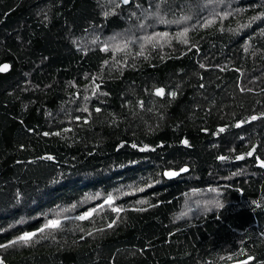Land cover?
<instances>
[{
	"label": "trees",
	"instance_id": "16d2710c",
	"mask_svg": "<svg viewBox=\"0 0 264 264\" xmlns=\"http://www.w3.org/2000/svg\"><path fill=\"white\" fill-rule=\"evenodd\" d=\"M156 4L0 0V64L10 65L0 72V243L76 205L47 239L0 249L6 264H264V168L256 159H264V118L235 126L264 111V0L160 4L179 24L149 17ZM253 16L260 19L249 23ZM208 19L215 23L204 27ZM185 27L188 45L173 39L138 55L144 36ZM125 40L133 41L125 52L102 50ZM253 146V156L235 159ZM183 165L188 172L163 175ZM109 193L125 209L118 220L108 205L99 209ZM188 193L218 196L224 206L173 223ZM92 208L90 220L63 219Z\"/></svg>",
	"mask_w": 264,
	"mask_h": 264
},
{
	"label": "snow or ice",
	"instance_id": "6c2138e0",
	"mask_svg": "<svg viewBox=\"0 0 264 264\" xmlns=\"http://www.w3.org/2000/svg\"><path fill=\"white\" fill-rule=\"evenodd\" d=\"M133 0H120V3L124 4V5H127L129 3H132ZM163 3H167V0H160V4H163ZM160 4H156V11H150V10H146L148 12V16L149 17H155L157 19V22L158 23H161V24H169V23H181L182 21L180 20H175V21H169L168 19H166L165 16H162L160 14ZM117 7H119V4L117 5ZM137 8H140L141 5L137 4L136 5ZM110 13L108 12H105L104 15L105 16H108ZM231 13H228V12H225L220 18L221 19H226ZM133 15H135V13H133ZM219 15V14H217ZM261 16H264V12L261 13ZM188 19H190V17H183V20L184 21H187ZM257 19H260V16H253L251 18V20L249 21V23H251L252 21H255ZM215 23V20L214 19H208L205 21L204 23V27H208L212 24ZM248 25H240L239 27L240 28H243V27H247ZM143 27V25H142ZM223 30V29H221ZM239 29H229V31H238ZM189 31L190 29L185 27L182 31H178L176 32L174 35L169 33V32H154L152 35H146L143 37V40H144V43H141L140 44V51L138 52V55H141L143 56L144 55V50H145V47L146 45H152L153 47H162L165 43L167 44H171L172 40L175 39L177 41H179L181 44H184V45H188L189 44V38H188V34H189ZM96 41H93V43H95ZM131 43H133V41H128V40H125L123 43H116V44H113L111 45V47L108 45V44H105L104 47H103V51L105 52H109V51H112V52H116V53H120V52H125L126 50L129 49ZM245 51H248V46L246 45L245 46ZM8 65L5 64L3 66H0V72H3V71H7L8 70ZM200 67H205V65L201 64ZM223 70V69H222ZM237 71H239L237 69ZM203 86V85H201ZM89 87H92L94 90H93V95H96L97 92L99 91V88L100 86L98 84H96L95 82V79H93V82L91 85H89ZM241 92H251L252 89L248 88H244V87H241L239 89ZM104 95H106V93H102ZM155 95L157 96H160V97H163L165 95V89L164 88H156L155 89ZM171 97L172 98H175L177 93L176 92H171L170 93ZM85 99H88V97H85ZM140 106L143 107V102H140ZM81 111L83 112H88V108L85 106L83 109H81ZM95 111L97 113H99L101 111V109L99 107L95 108ZM264 118V111H262L260 114L258 115H251L249 118L245 119V120H242L240 122H238L235 126L236 127H241L244 123H249L251 121H256V120H259V119H262ZM76 119H80V117H77ZM85 123H87L88 121L85 120L84 121ZM64 131H70V129H64ZM220 132H224L225 129L222 127L219 129ZM53 135H61V132H55V133H51ZM44 136H48L50 135L49 132H44L43 133ZM183 143L185 145H188L189 142L188 140H184ZM133 147H136V145H132ZM145 150H148L147 149V146H145L144 148H141V151H145ZM154 150V149H153ZM256 152V147L253 146L250 150H248L244 155H237L235 157V159L237 160H243L247 157H251L254 155V153ZM45 159H53V157L51 156H48V157H44ZM220 160H227L229 159V157H225V156H219L218 157ZM256 159L259 161V165L260 167L264 168V159H260L259 156L256 157ZM188 172V168L187 167H182L180 168L178 171H165L163 173V175L169 179H172V178H175L177 176H179L181 173H186ZM131 187V186H129ZM148 187H152V184H149ZM119 191V190H118ZM134 191H144V188H138V189H134L133 191L131 192H123L122 195H132L134 193ZM86 200H94V199H99V194H97L96 196H87L85 197ZM117 197L114 196L113 194L109 193L105 200H104V203L99 205V209H103L105 205H108V207L110 208V210L112 212H115L117 213V217L116 219L118 220L119 219V213L125 211V209L123 208H120V207H117V206H114L115 205V201H116ZM139 204H147L148 201L146 200H140L138 201ZM153 207H155L156 205H152ZM259 206V205H258ZM76 205H72L71 208H64L60 211H57L56 212V216L55 218L53 219H48L42 227H40L37 231L35 232H24L23 234L17 236L15 239L13 240H10L8 241L7 243H0V249H8L10 247H13L15 245H18V244H21V245H30V243L36 239L37 237H40V238H44V239H47V235H45L46 231L47 230H52V231H55V230H61L62 229V219L60 218L62 213H67V212H70V211H73L75 209ZM221 207H223L221 205ZM135 211H146L147 209L145 208H137V209H134ZM98 211L97 208H92L90 209L89 211H86L84 213H82L81 215H78V216H75V217H68V216H64L63 219L64 220H71V219H74V220H78V221H84V220H90L92 217H93V214L96 213ZM115 224V220L110 222L107 227L108 228H112ZM83 231V229H81ZM97 231H103V229H97ZM93 233L92 232H89L88 235H92ZM227 259L229 260H232L233 257L229 256ZM252 258L250 257L249 260H251ZM0 264H6V260L3 256H0ZM242 264H248V261H243Z\"/></svg>",
	"mask_w": 264,
	"mask_h": 264
},
{
	"label": "clouds",
	"instance_id": "9594fccd",
	"mask_svg": "<svg viewBox=\"0 0 264 264\" xmlns=\"http://www.w3.org/2000/svg\"><path fill=\"white\" fill-rule=\"evenodd\" d=\"M215 192V190H213ZM224 206L220 203L218 196L212 198H204L203 195L193 198L192 193H188L183 199L179 210L170 214V219L173 223L183 220L191 221L196 216H202L211 213L214 210Z\"/></svg>",
	"mask_w": 264,
	"mask_h": 264
},
{
	"label": "water",
	"instance_id": "95a60500",
	"mask_svg": "<svg viewBox=\"0 0 264 264\" xmlns=\"http://www.w3.org/2000/svg\"><path fill=\"white\" fill-rule=\"evenodd\" d=\"M130 4V3H129ZM124 5V4H123ZM128 5V4H127ZM5 64H7L9 67H8V70L10 69V65L8 64V63H6V62H4V63H2V64H0V66H3V65H5ZM7 70V71H8ZM7 71H3L2 73H5V72H7ZM182 167H187L188 169H189V167H188V165H183V166H181L180 168H182ZM180 168H177V169H174V168H167V169H164V171H163V173L165 172V171H178ZM167 178V177H166ZM167 179H169V178H167ZM246 260H248V258H246V259H243V260H237V261H232V262H229V263H227V264H239L240 262H243V261H246Z\"/></svg>",
	"mask_w": 264,
	"mask_h": 264
}]
</instances>
